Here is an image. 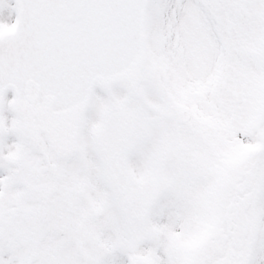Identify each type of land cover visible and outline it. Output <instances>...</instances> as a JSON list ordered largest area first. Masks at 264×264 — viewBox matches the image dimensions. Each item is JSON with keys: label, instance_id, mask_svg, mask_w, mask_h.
Returning a JSON list of instances; mask_svg holds the SVG:
<instances>
[{"label": "snow or ice", "instance_id": "obj_1", "mask_svg": "<svg viewBox=\"0 0 264 264\" xmlns=\"http://www.w3.org/2000/svg\"><path fill=\"white\" fill-rule=\"evenodd\" d=\"M0 264H264V0H0Z\"/></svg>", "mask_w": 264, "mask_h": 264}]
</instances>
